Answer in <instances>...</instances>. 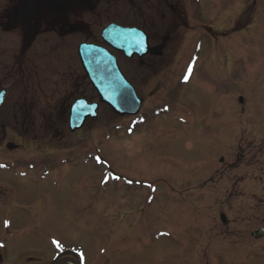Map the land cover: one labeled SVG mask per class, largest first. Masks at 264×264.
<instances>
[{
	"label": "rangeland",
	"instance_id": "rangeland-1",
	"mask_svg": "<svg viewBox=\"0 0 264 264\" xmlns=\"http://www.w3.org/2000/svg\"><path fill=\"white\" fill-rule=\"evenodd\" d=\"M0 1L1 8L11 4ZM95 2L73 15L90 19L97 43L107 22L133 25L136 6L127 0ZM190 4L195 21L191 15L173 33L148 82L137 59L116 54L143 98L138 116L100 105L98 118L67 130L71 101L97 100L77 60L76 32L62 34L56 60H41L39 75L8 86L0 107V222L14 220L10 208L23 212L11 197L19 204L31 196L24 211L41 236L82 248L87 264H196L201 243H213L216 212L229 207L224 214L237 228L251 216L261 224L264 179L234 177L240 172L231 167L249 148L262 151L264 165V0ZM191 133L199 136L184 137ZM10 142L18 147L8 150ZM236 264H264V245L250 247Z\"/></svg>",
	"mask_w": 264,
	"mask_h": 264
},
{
	"label": "flooded vegetation",
	"instance_id": "flooded-vegetation-1",
	"mask_svg": "<svg viewBox=\"0 0 264 264\" xmlns=\"http://www.w3.org/2000/svg\"><path fill=\"white\" fill-rule=\"evenodd\" d=\"M94 1L40 0V3L33 5L35 3L33 0H9L10 6L3 5L2 8L0 1V87L8 88L17 85L20 80L24 81L19 79V76L39 75L43 69L40 65L41 60L44 61L46 56L50 57L52 54L56 60V53L61 50L63 33L76 32L81 35V42L97 43L93 38L96 34L90 29V19H81L73 15H76L79 6L86 7V11L89 8L90 11V7L97 3ZM133 6H136V15H134L136 18L130 26L138 27L145 33L150 47L163 43V53L167 51L173 33L177 29L181 31L187 27L191 15L192 20L195 21L193 19L195 10L191 9V4L188 6V0L183 2L182 0H133ZM157 58L149 54L140 59L135 57L139 66H144L141 68L143 71L141 77L145 82L151 79L152 66H155L154 62ZM169 119L166 118V121ZM189 130H194V126ZM198 136L199 133L184 135L190 140ZM250 150L247 149L246 159L240 163L238 162L240 154L238 152L235 154L231 169L240 173L235 174L234 177L249 181L256 173L258 181L263 180L264 165L258 163L259 158H257L263 153L260 150H257V153ZM221 171L216 169V173ZM217 175V181H221V176ZM7 193L10 194L9 191ZM11 198L14 205H22V208L17 209H22L23 212L10 208L14 220L4 216L0 222V228L6 235L5 238L0 239V264H87L82 248L70 247L54 236H41L37 231L39 223L30 220L33 215H27L29 213L24 211L25 205L29 208L33 205L31 196L20 198L19 204L17 200ZM2 199L4 197L0 198V207L4 206ZM228 209L229 207L224 210L225 212L220 210L215 213L219 223L216 230L212 229L213 243L208 245L201 243L196 254V264H236L250 247L264 245V218L260 225L254 226L251 216L249 222L237 228L231 223L230 216L224 214ZM24 227L26 228L23 232L11 229ZM259 228L263 229V235L257 238L254 231ZM26 233H31V236L21 238Z\"/></svg>",
	"mask_w": 264,
	"mask_h": 264
},
{
	"label": "water",
	"instance_id": "water-1",
	"mask_svg": "<svg viewBox=\"0 0 264 264\" xmlns=\"http://www.w3.org/2000/svg\"><path fill=\"white\" fill-rule=\"evenodd\" d=\"M36 2L40 0H33ZM63 0H61L62 2ZM101 38L117 50L125 51L128 56L134 52L142 56L149 52L151 55L162 54L164 45L149 48L146 45V36L138 29L122 27L116 23L108 24L101 32ZM78 55L82 69L87 74L92 87L96 90L100 102H104L113 109L114 112L122 114H135L140 106L141 100L137 98L135 91L123 77L117 60L105 48L97 45H81L78 48ZM4 90L0 91V104L3 99ZM242 101V98H239ZM97 104H88L84 99H77L73 102L69 111V128L71 131L79 129L85 118L97 116ZM15 145L7 144V148L12 149ZM263 229L254 231L256 237L261 236Z\"/></svg>",
	"mask_w": 264,
	"mask_h": 264
},
{
	"label": "bare ground",
	"instance_id": "bare-ground-1",
	"mask_svg": "<svg viewBox=\"0 0 264 264\" xmlns=\"http://www.w3.org/2000/svg\"><path fill=\"white\" fill-rule=\"evenodd\" d=\"M192 76V75H191Z\"/></svg>",
	"mask_w": 264,
	"mask_h": 264
}]
</instances>
